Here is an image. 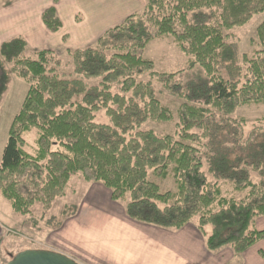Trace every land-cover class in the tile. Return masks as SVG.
Wrapping results in <instances>:
<instances>
[{"label":"trees","instance_id":"16d2710c","mask_svg":"<svg viewBox=\"0 0 264 264\" xmlns=\"http://www.w3.org/2000/svg\"><path fill=\"white\" fill-rule=\"evenodd\" d=\"M263 12L264 0H145L142 11L106 30L94 47L66 51L72 79L56 74L61 61L51 51L26 56L21 37L2 43L0 57L9 65L2 79L8 73L28 89L1 155L0 197L17 214H28L37 202L48 210L79 174L87 183L102 184L112 201L129 195L125 214L135 222L179 230L197 216L208 252L230 247L241 255L263 241L264 230L252 226L264 216V127L242 141L243 123L229 116L245 105H264V20L255 31L260 49L243 57L244 66L223 34ZM41 22L52 34L62 28L52 7L42 12ZM165 35L188 58L187 70L201 68L207 83L183 87L182 71L157 77L170 96L184 101L176 111L175 136L160 137L139 129L148 120L167 122L171 113L151 85L137 79L153 69L144 49ZM94 79L100 83H86ZM113 85L120 93L111 92ZM101 108L110 125L94 123ZM33 130L30 155L24 137ZM224 130L232 149L220 145ZM204 138V149L195 147ZM150 176L172 178L174 189L161 192ZM221 182L245 197L224 196Z\"/></svg>","mask_w":264,"mask_h":264},{"label":"rangeland","instance_id":"374dc122","mask_svg":"<svg viewBox=\"0 0 264 264\" xmlns=\"http://www.w3.org/2000/svg\"><path fill=\"white\" fill-rule=\"evenodd\" d=\"M11 0H0V4H4ZM18 1V0H12ZM30 2L33 0H29ZM145 1V0H144ZM49 0H34L36 6L31 7L29 10H18L19 14L29 13L30 20L32 23L34 20L32 18L38 17L39 12L44 10L48 4ZM51 8V7H48ZM47 8V9H48ZM54 8V7H52ZM55 10V9H54ZM143 10V9H142ZM204 13H207L203 11ZM56 13V11H55ZM94 17H97L96 10H86L85 14L80 13L78 10L74 13V16L69 17L71 21L76 20V24L85 19L86 22H91ZM98 18V17H97ZM35 20L34 23H37ZM106 20V21H105ZM264 20V12L252 18V20L243 28H237L230 31H223L225 38L228 42L233 43L237 49L240 57V62L243 65V57H251L255 50H259L260 46L257 43L255 31L257 26ZM100 21H105L103 28H100L97 32L91 35V38L85 43L79 45H74L72 43L77 38H69L72 42L68 45L61 41L63 36L68 35L66 31L58 33L57 35L47 38L43 41L37 43L35 37L28 33L29 38L32 39V46L27 45V51L24 53L26 56L32 55L34 52L39 51H51L58 59L61 61V67L58 68L57 73L59 76L64 77L65 79L75 78L73 74V62L72 58L66 53V51H76L80 49H86L89 47H94L96 45L97 37L101 32L111 25L110 22H107V18H104ZM17 22V26L11 27V30L8 31L5 38L9 36L21 33L27 37V32L24 30V25ZM71 33V32H70ZM53 35V34H52ZM69 36V35H68ZM30 39V40H31ZM175 39L171 35H165L161 38L154 39L151 41L143 51V58L150 61L153 64V69L150 72L140 76L137 79V82L149 83L154 90V95L159 104L167 109L171 113V120L167 122L162 121H146L141 127L140 131H152L156 135L162 137L164 135L175 136L177 131V109L184 102L178 98L170 96L162 84L158 81L157 77L163 73H174L177 71H182L180 81L182 82L183 87L192 85L199 86L207 83V77L204 74V71L195 67L191 70H187V61L188 58L179 50L178 46L175 44ZM31 46V47H30ZM78 48V49H77ZM1 59V58H0ZM244 66V65H243ZM9 65L3 64L2 59L0 60V161L3 149L7 142L8 131L12 123L13 118L18 114L23 100L26 96L28 85L17 78L10 76L8 73H4L7 76V80L2 79V70L7 71ZM4 77V75H3ZM9 79V80H8ZM86 83L89 86H95L100 83L99 79L86 80ZM111 92L113 94L120 93L117 86H112ZM77 101L73 99V102ZM233 121L242 122L241 137L242 141H245L250 135L251 131L258 127H264V105H245L240 107L235 111L234 114L229 116ZM220 119L217 118L215 122H219ZM94 123L101 125H110V119L106 114V109H99L94 112ZM223 125H228L226 122H222ZM219 141H221V147L232 149V141L227 135V130H224V133L221 135ZM26 142L25 150L28 154L34 155L35 152V139L36 131L28 133L24 137ZM207 139H202L201 144L198 147L200 150L204 149L202 146L206 144ZM56 148V147H54ZM150 179L154 181L161 192L171 191L174 189V182L172 178H169L165 181L157 180L150 176ZM253 181L256 182L258 178L253 175ZM93 184L85 182L79 174L74 175L68 182L66 186L64 196L61 198L55 199L50 208H46L42 203H35L30 208V212L26 215H21L14 213L10 203L5 199L0 197V220H2V238H0V264H6L11 257L17 253L24 250H38V248L44 247L45 241L49 239L51 241L52 236L51 232L53 228H57L64 217L72 214L77 206L81 204V198L87 194L88 189H90ZM220 187L222 189L223 195L228 198H234L235 200H241L245 197V193L234 192L231 186L226 182H221ZM129 201V195L125 196V199L120 202L127 203ZM263 217V216H261ZM259 218V217H257ZM198 217L192 218L190 223L196 225L197 227ZM189 223V222H188ZM187 225V224H186ZM185 225V226H186ZM198 229V228H197ZM210 228L207 227L205 232L209 233ZM47 247V245H46ZM225 248V247H223ZM221 248V249H223ZM219 249V250H221ZM211 253V252H210Z\"/></svg>","mask_w":264,"mask_h":264},{"label":"crops","instance_id":"0c3cea01","mask_svg":"<svg viewBox=\"0 0 264 264\" xmlns=\"http://www.w3.org/2000/svg\"><path fill=\"white\" fill-rule=\"evenodd\" d=\"M41 0H38V2ZM54 7L62 28L52 35L41 22L39 12L37 23H30L29 13L18 10H29L36 5L29 0L9 1L0 4V45L15 37H21L31 45L30 32L37 43L68 30L65 44L71 46L69 38H77L72 43L79 45L87 42L95 32L106 27L97 39L108 29L121 24L128 16L142 11L144 0H49ZM96 10L97 17L91 22L68 20L78 10ZM17 22L24 25L27 37L18 33L5 38L11 27ZM71 32V33H70ZM54 38V37H53ZM31 39V40H30ZM43 44V43H40ZM32 46V45H31ZM30 46V47H31ZM78 49V48H77ZM1 58V57H0ZM1 60V59H0ZM90 184V183H89ZM93 184L86 195L81 198L80 206L63 218L57 228H53L51 241L46 240L44 247L38 250H49L61 253L78 264H264V240L256 243L241 255H235L230 247L216 252L205 248V235L192 223L179 230L161 229L151 225L135 222L125 214V202L112 201L110 191L100 183ZM0 220V238H2ZM252 228L264 230V216L254 220Z\"/></svg>","mask_w":264,"mask_h":264},{"label":"water","instance_id":"95a60500","mask_svg":"<svg viewBox=\"0 0 264 264\" xmlns=\"http://www.w3.org/2000/svg\"><path fill=\"white\" fill-rule=\"evenodd\" d=\"M6 264H78L73 259L49 250H24L14 255Z\"/></svg>","mask_w":264,"mask_h":264}]
</instances>
